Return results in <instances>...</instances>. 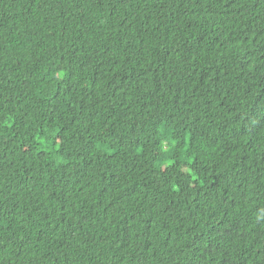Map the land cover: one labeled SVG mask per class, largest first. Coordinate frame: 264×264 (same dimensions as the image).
Segmentation results:
<instances>
[{"label":"trees","instance_id":"16d2710c","mask_svg":"<svg viewBox=\"0 0 264 264\" xmlns=\"http://www.w3.org/2000/svg\"><path fill=\"white\" fill-rule=\"evenodd\" d=\"M0 264H264V0H0Z\"/></svg>","mask_w":264,"mask_h":264}]
</instances>
